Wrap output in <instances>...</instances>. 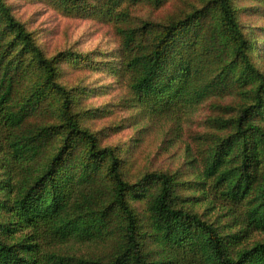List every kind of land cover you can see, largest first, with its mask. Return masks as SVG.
Wrapping results in <instances>:
<instances>
[{
  "label": "trees",
  "instance_id": "trees-1",
  "mask_svg": "<svg viewBox=\"0 0 264 264\" xmlns=\"http://www.w3.org/2000/svg\"><path fill=\"white\" fill-rule=\"evenodd\" d=\"M48 1L58 12L64 3ZM181 1L100 0L110 20H128L124 3L175 9L165 22L117 28L134 146L150 129L171 137L200 106L212 109L192 179L154 171L131 182L122 155L74 111L60 78L74 54L49 56L0 0V264H264V27L240 18L264 22V0L190 10ZM131 200L143 203V223ZM71 242L97 250L61 253Z\"/></svg>",
  "mask_w": 264,
  "mask_h": 264
},
{
  "label": "rangeland",
  "instance_id": "rangeland-1",
  "mask_svg": "<svg viewBox=\"0 0 264 264\" xmlns=\"http://www.w3.org/2000/svg\"><path fill=\"white\" fill-rule=\"evenodd\" d=\"M6 1L16 17L33 31L49 56L62 52L74 54L71 60L75 59V62L65 61L60 65L61 81L73 93L76 100L74 111L78 114L80 124L96 133L103 145L115 148L122 155L126 178L136 182L150 172L175 173L179 170L183 171L184 179L193 178L192 174L197 173V170H187L190 168L188 163L203 166V156L208 150L203 147L206 148L207 145L205 136L208 132L207 118L212 112L210 103L197 109L181 133L170 137L161 128H153L145 132L134 146L132 140L140 132L134 123L131 109L123 100L127 95L125 80L118 77L122 69L123 53L122 38L117 28H137L146 22H165L175 11L173 5L156 7L150 3H124L119 9L128 10L129 21H123L102 18L98 13L100 0H64L59 12L53 9V4L48 0ZM205 2L206 0H185L182 5L190 10L193 6H203ZM240 18L245 27L251 28L250 23L258 24L260 29L264 27L262 19L257 17L241 14ZM259 39L262 41L261 36ZM257 62L264 70V60L261 62L258 56ZM31 78L28 77L29 80ZM231 100L233 99L229 98L225 102ZM236 115L238 112H232L227 117ZM183 191L186 195L196 197L202 192L198 187L195 191H187L182 187L180 192ZM131 204L136 209L140 223H143L146 219L143 203L131 200ZM204 206L198 209L200 213ZM212 217L213 212L210 219ZM95 250L97 247L94 244L75 242L61 247V253L67 255ZM107 253L109 249L101 252L109 258ZM147 259L149 262L155 260L149 256Z\"/></svg>",
  "mask_w": 264,
  "mask_h": 264
}]
</instances>
